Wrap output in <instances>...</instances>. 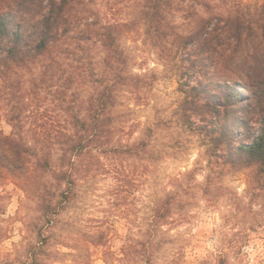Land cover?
<instances>
[{
	"label": "clouds",
	"instance_id": "9594fccd",
	"mask_svg": "<svg viewBox=\"0 0 264 264\" xmlns=\"http://www.w3.org/2000/svg\"><path fill=\"white\" fill-rule=\"evenodd\" d=\"M11 10L24 40L0 42V264H264V157L230 156L186 114L264 138V0Z\"/></svg>",
	"mask_w": 264,
	"mask_h": 264
},
{
	"label": "rangeland",
	"instance_id": "374dc122",
	"mask_svg": "<svg viewBox=\"0 0 264 264\" xmlns=\"http://www.w3.org/2000/svg\"><path fill=\"white\" fill-rule=\"evenodd\" d=\"M185 86L188 89L190 96H203L210 100L208 93L210 92V89H213L211 85L196 83L195 86H193L192 77H189L188 83ZM186 114L190 126L199 134H201L214 147H217V144L214 142L213 137L220 136L224 130H226L227 135V132L231 131V128L236 127L235 124L237 123L235 121L236 117H234L231 113H226L225 116L221 117L217 112L214 119L204 120L201 112L196 109L194 102L186 106ZM197 121H199V123H197ZM212 133L214 136H212ZM243 133L244 131L242 128H236L235 138L232 142L233 145L228 146L225 140L224 143L219 144L218 147L223 146L227 149L232 148L234 150L241 141L251 143L255 134L249 128L246 129L245 135H243ZM251 180L253 183L264 184V175L254 176L251 178Z\"/></svg>",
	"mask_w": 264,
	"mask_h": 264
},
{
	"label": "trees",
	"instance_id": "16d2710c",
	"mask_svg": "<svg viewBox=\"0 0 264 264\" xmlns=\"http://www.w3.org/2000/svg\"><path fill=\"white\" fill-rule=\"evenodd\" d=\"M14 3V0H1L0 4V42L7 40L9 43L19 44L24 40V32L22 30V26L19 22L18 16L11 10V5ZM213 89H210L208 96L210 100H215V97L212 96ZM219 103V101H216ZM237 122L235 124L236 127L231 128V131L227 132L226 130L222 132V134L218 137H215L212 133L214 142L217 144H223L226 140V144L228 146H232V142L235 138V130L236 128H242L244 131L243 135L246 133V129L248 128L246 123L239 118H235ZM239 147H236L234 150L229 148L228 152L230 156L240 157L244 152V149L247 148L248 152L251 156H262L264 157V138H260L259 140H253L251 143L239 142Z\"/></svg>",
	"mask_w": 264,
	"mask_h": 264
}]
</instances>
